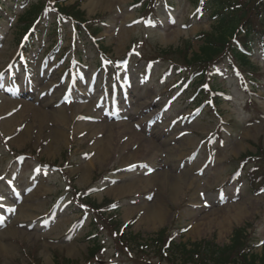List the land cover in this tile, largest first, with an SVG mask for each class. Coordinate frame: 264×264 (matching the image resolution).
Listing matches in <instances>:
<instances>
[{"label": "rangeland", "instance_id": "1", "mask_svg": "<svg viewBox=\"0 0 264 264\" xmlns=\"http://www.w3.org/2000/svg\"><path fill=\"white\" fill-rule=\"evenodd\" d=\"M10 1L0 71L19 50L16 19L35 0ZM136 1L62 4L96 18L104 55L91 41L76 49L49 8L29 68L2 83L0 264H183L180 245L222 248L238 228L254 253L264 250V188L248 180V157L264 147V48L254 45L250 82L229 59L213 71L225 91L214 106L207 92L197 98L200 75L173 54L188 39L197 51L207 11L192 15L187 0H174L142 13Z\"/></svg>", "mask_w": 264, "mask_h": 264}, {"label": "trees", "instance_id": "2", "mask_svg": "<svg viewBox=\"0 0 264 264\" xmlns=\"http://www.w3.org/2000/svg\"><path fill=\"white\" fill-rule=\"evenodd\" d=\"M65 2L66 0H35L24 9L18 18V26L19 34L27 37L25 43L32 41L33 37L38 40L42 36L39 21L46 16L49 8L57 14L58 19L63 18L71 22L78 37L77 43L98 40L100 28L95 23L96 18L91 22L86 21L83 12L78 11L77 4L63 6ZM156 2L166 8H171L173 3L172 0H137L134 4L140 6L141 12H148L152 11L151 7H155ZM188 2L193 12L203 9L207 11L209 29L194 37L198 42L196 52H191L193 40L188 39L183 41L173 54L178 56L183 65L200 75L195 84L201 96H204V91H208L210 96H214L210 97V101L218 103L216 95L223 94V91L215 79L210 77L212 69L217 64L230 59L237 69L247 75L256 71L250 63L249 56L254 44H258L260 48L264 45V4L260 0H188ZM5 10V6L0 2V12L3 13ZM97 46L100 51H105L99 41ZM205 80H208V83H205ZM248 159L254 160L248 175L251 186L258 184L259 187H263L264 167H259V164L264 165V147H259L256 154L250 155ZM166 241L170 242L166 238L161 244L159 241L157 244L163 249ZM93 243V249L97 248L96 240H93ZM253 244V240L247 238L244 229L238 228L233 231L229 245L222 248L199 243L180 245L173 253L183 264H264V250L258 254L254 253ZM171 246L172 242L168 244L166 250ZM55 264L72 263L60 259Z\"/></svg>", "mask_w": 264, "mask_h": 264}, {"label": "bare ground", "instance_id": "3", "mask_svg": "<svg viewBox=\"0 0 264 264\" xmlns=\"http://www.w3.org/2000/svg\"><path fill=\"white\" fill-rule=\"evenodd\" d=\"M101 144L104 146V147H107L108 145H107V142L106 143H104V142H101ZM102 152V151H101ZM104 154V153H103ZM103 156V155H102ZM101 156V157H102ZM105 156V155H104Z\"/></svg>", "mask_w": 264, "mask_h": 264}, {"label": "snow or ice", "instance_id": "4", "mask_svg": "<svg viewBox=\"0 0 264 264\" xmlns=\"http://www.w3.org/2000/svg\"><path fill=\"white\" fill-rule=\"evenodd\" d=\"M0 179H2V178H0Z\"/></svg>", "mask_w": 264, "mask_h": 264}]
</instances>
